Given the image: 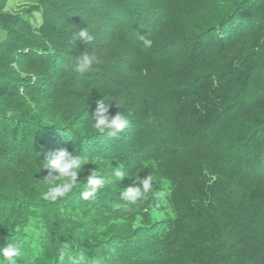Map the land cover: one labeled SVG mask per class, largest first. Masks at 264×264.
<instances>
[{"label": "trees", "instance_id": "trees-1", "mask_svg": "<svg viewBox=\"0 0 264 264\" xmlns=\"http://www.w3.org/2000/svg\"><path fill=\"white\" fill-rule=\"evenodd\" d=\"M7 1L0 0V247L20 243L18 264H62L65 243L107 257L105 264H264V0H198L175 12L162 42V13H140L135 0H30L17 13L5 11ZM87 24L93 42L73 41ZM87 51L100 62L74 71ZM102 99L111 115L129 114L128 138L112 141L93 128ZM105 140L112 153L102 152ZM62 148L125 167L134 157L132 171L178 160L161 199L167 217L150 214L152 223L139 226L142 235L158 230L154 244L136 233L100 252L73 232L62 208L73 191L42 199L57 172L39 162Z\"/></svg>", "mask_w": 264, "mask_h": 264}, {"label": "rangeland", "instance_id": "rangeland-1", "mask_svg": "<svg viewBox=\"0 0 264 264\" xmlns=\"http://www.w3.org/2000/svg\"><path fill=\"white\" fill-rule=\"evenodd\" d=\"M197 1L198 0H135L137 5L139 6L138 10L140 13L145 12V14H155V11H159L157 15L162 13V23H164L165 25L163 24L164 26H161V24H159L158 26H156L162 29L156 33V35L159 36L158 39H160L161 42L165 39V34L162 32L167 31L171 28L172 25L168 22H171L172 18L175 19V12L192 9L194 8L193 6L197 3ZM28 5H31L30 0H8L5 5V11H12L17 13L20 11H24L29 7ZM164 9H166L167 11H164ZM122 11L125 12L128 10L123 8ZM40 16V13L34 12V15H32L31 18L33 22L39 23L41 20ZM142 18L143 16H140V18L137 19V22L135 21L137 27H141L143 23ZM164 20L166 21L164 22ZM122 22L127 24V27H129V20L125 22V19H123ZM136 32L138 33L136 34L137 36L144 34V31ZM5 34L6 32H4L3 29H0V41L5 37ZM149 36L153 37L155 35L149 33ZM164 106L166 109L169 107V104H161V109H163ZM137 127L139 128V125H137ZM134 128V125L127 127L124 130L123 137H113L112 141L120 140L122 138H128V135L126 134L132 135L134 132ZM102 144L103 145H101V150H103V153H112V151L110 150V142ZM133 160L134 157H129V162L127 165H129L130 167H125L124 165L122 166L121 164L115 162H105L103 158L93 159L92 162L90 161L88 163H85L82 166V170L78 173V187L73 190V195H71L67 199L64 207H62H66L68 209V212L66 211L64 216L67 218L66 223L73 230V232L79 234V236L84 239V242H87L85 244H97L100 252L102 251V248L104 250H108L110 248L103 247L107 242H111L117 239H123L136 233L138 234V236L136 237L137 239H142V241L144 240L151 246L155 243L153 234H155L158 230L155 229L152 235H142L140 234L139 230V226H141L140 224L145 223L147 220H149L150 222L152 214L153 216L158 214L160 215V218L167 217L165 208H163V205L161 204V199H166V194L171 191V175H173V168L178 165V160L170 157L167 163L153 161L146 165L138 167L135 171H132L131 168L133 167V165L130 163ZM262 163H264V161ZM117 167L126 171L131 176H126L121 181L106 185V187L102 189L94 199L82 200L80 198V192L83 191L84 187L86 186L87 176L91 172H95L97 175L104 176L105 178H110L112 175V170ZM256 169H258V167H256ZM56 172V175H59L58 170H56ZM149 174L156 178L153 182L154 191L157 193H163V196L160 197V195H149V198L146 201H142L136 206H131V210H129L128 207H126L127 202L121 198L122 192L125 191V189H127L128 187H135L138 185L139 181L135 180V176L145 178ZM160 182L162 183V185ZM153 225L162 230L165 227V225H160V223H153ZM148 239L150 240L148 241ZM105 260H107V257H105Z\"/></svg>", "mask_w": 264, "mask_h": 264}, {"label": "clouds", "instance_id": "clouds-1", "mask_svg": "<svg viewBox=\"0 0 264 264\" xmlns=\"http://www.w3.org/2000/svg\"><path fill=\"white\" fill-rule=\"evenodd\" d=\"M76 39L82 40L85 44L92 43L94 37L91 35L88 24L87 27H81L78 32L74 34L73 41ZM142 47L151 48L153 40L146 35H140ZM99 57L95 54H90L89 51L77 57V61L73 66V70L81 74L89 72L94 64L99 63ZM109 101L104 99L98 101V107L93 117V128L100 132L107 134L110 137H116L119 133L123 132L129 125V114L117 113L111 115L109 112ZM6 115L12 117L13 111H7ZM92 162L88 155L75 154L65 148L58 149L55 152H47L44 158L39 162L41 169L58 170L59 175H52L49 173L47 191L42 193V199L48 202H56L59 198L66 197L74 189L78 187V173L82 170L85 163ZM131 176L126 171L117 167L112 170L110 178L97 175L91 172L87 176L86 186L80 192L82 200L94 199L97 194L113 182L121 181L124 177ZM156 178L148 175L145 178L136 177L135 180L139 181L135 187H128L122 192L121 198L126 201V207L131 210V206H136L142 201H146L149 195L157 196L162 193L154 191V180ZM167 183V182H166ZM59 259L62 264H105V257L95 256L86 257L84 253H75L71 250L68 243L62 245L59 249ZM25 253L23 247L17 242H6L5 246L0 247V264H18V260L24 257Z\"/></svg>", "mask_w": 264, "mask_h": 264}, {"label": "crops", "instance_id": "crops-1", "mask_svg": "<svg viewBox=\"0 0 264 264\" xmlns=\"http://www.w3.org/2000/svg\"><path fill=\"white\" fill-rule=\"evenodd\" d=\"M4 32H5V31H4ZM5 37H6V34H5ZM5 37H4V38H5ZM4 38H2V39H1V41H3V40H4ZM1 41H0V42H1Z\"/></svg>", "mask_w": 264, "mask_h": 264}]
</instances>
